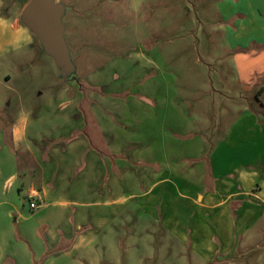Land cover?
Returning <instances> with one entry per match:
<instances>
[{"label": "crops", "instance_id": "1", "mask_svg": "<svg viewBox=\"0 0 264 264\" xmlns=\"http://www.w3.org/2000/svg\"><path fill=\"white\" fill-rule=\"evenodd\" d=\"M210 1L233 40L237 75V85L209 92L220 97L216 121L212 99L198 125L153 47L83 78L86 96L77 85L48 115L0 130V264H57L49 242L79 245L85 236L72 225L102 229L130 201L204 264H236L225 262L236 248L262 245L264 0ZM26 188L38 204L30 215ZM44 224L56 235L39 236Z\"/></svg>", "mask_w": 264, "mask_h": 264}, {"label": "rangeland", "instance_id": "2", "mask_svg": "<svg viewBox=\"0 0 264 264\" xmlns=\"http://www.w3.org/2000/svg\"><path fill=\"white\" fill-rule=\"evenodd\" d=\"M53 3L61 12L67 54L72 62L69 70L23 23L27 2L0 0V130L9 128L21 116H34L38 111L48 115L47 109L56 107L55 101L62 93L68 89L65 97L70 98L77 85L86 96L89 88L83 78L117 58L129 54L136 58L139 48L152 53L153 47L159 50L167 75L198 125L207 121L212 99L213 121L220 116L219 94L213 96L209 92L221 91L220 87L228 80L237 85V75L233 40L220 29V12L210 0H53ZM201 106L207 107L206 115L204 111L201 113ZM70 195L66 194V200L72 199ZM30 198V188H26L21 203L29 215ZM72 218L73 211L69 219ZM103 222L102 229L98 224L89 225L82 233L72 225V232L85 236L82 242L76 246L66 241L56 243L57 246L49 242L48 256L60 254L57 264H204L193 255L190 243L174 240L159 230L135 201H130L129 210L123 215L118 212ZM48 227H40L39 236L56 235ZM229 258L225 262L264 264V241L259 247L251 244L244 249L236 248Z\"/></svg>", "mask_w": 264, "mask_h": 264}, {"label": "water", "instance_id": "3", "mask_svg": "<svg viewBox=\"0 0 264 264\" xmlns=\"http://www.w3.org/2000/svg\"><path fill=\"white\" fill-rule=\"evenodd\" d=\"M26 2L22 16L23 23L39 37L63 67L67 70L71 69L72 62L67 54L60 9L54 5L53 0H26Z\"/></svg>", "mask_w": 264, "mask_h": 264}, {"label": "built area", "instance_id": "4", "mask_svg": "<svg viewBox=\"0 0 264 264\" xmlns=\"http://www.w3.org/2000/svg\"><path fill=\"white\" fill-rule=\"evenodd\" d=\"M30 209L32 211H35L36 209H38V204L36 203V201L30 202Z\"/></svg>", "mask_w": 264, "mask_h": 264}, {"label": "flooded vegetation", "instance_id": "5", "mask_svg": "<svg viewBox=\"0 0 264 264\" xmlns=\"http://www.w3.org/2000/svg\"><path fill=\"white\" fill-rule=\"evenodd\" d=\"M24 1H26V0H24Z\"/></svg>", "mask_w": 264, "mask_h": 264}]
</instances>
